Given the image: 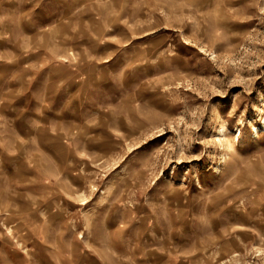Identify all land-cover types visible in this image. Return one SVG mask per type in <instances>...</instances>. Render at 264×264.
<instances>
[{
	"label": "rangeland",
	"instance_id": "obj_1",
	"mask_svg": "<svg viewBox=\"0 0 264 264\" xmlns=\"http://www.w3.org/2000/svg\"><path fill=\"white\" fill-rule=\"evenodd\" d=\"M46 87L114 127L83 175L17 117ZM0 157V234L48 192L51 264H264V0H0Z\"/></svg>",
	"mask_w": 264,
	"mask_h": 264
},
{
	"label": "crops",
	"instance_id": "obj_2",
	"mask_svg": "<svg viewBox=\"0 0 264 264\" xmlns=\"http://www.w3.org/2000/svg\"><path fill=\"white\" fill-rule=\"evenodd\" d=\"M50 62L47 61V65ZM53 75V72H49V77ZM55 75V73H54ZM77 76V74H76ZM32 81V78H30ZM68 80V76L64 81ZM30 81V82H31ZM63 81V80H62ZM74 81V80H72ZM78 81V97L82 95L85 90L86 81H81V79H77ZM67 85L64 84L61 88V92L66 89ZM76 88V89H77ZM31 87L28 86L26 88L27 92H31ZM55 93L53 90L46 87L45 93L42 97L39 98L41 101V105L34 106L33 99L31 98L25 106H22L17 113V117L22 120V116L25 112H28L30 116L28 117L29 126H33L40 128L48 129V125H50V133L40 135V134H31L27 139H33L38 142L39 151L57 153V149L59 148L65 155V158L70 159L71 163L76 160L78 161L79 170L78 174L83 175L86 167H82L81 163L88 162V160H95L100 153H103L101 146L104 144L105 154L110 150V143H114L115 141V130L114 127L112 131H110V125L107 121L98 122L95 120V106L89 107L84 101H78L76 103L68 102L61 103L62 106L57 107L55 105L56 100ZM32 101V102H31ZM14 109V108H13ZM34 121H36L34 123ZM21 123L15 124L20 126ZM59 128V130L57 129ZM20 139L19 137H17ZM11 157L13 159L18 158L19 152L17 150H12ZM72 154V155H69ZM4 156V155H2ZM1 158V157H0ZM38 164V162H37ZM42 171V170H41ZM44 176H40L34 182V185H37L40 182V179H45V177L51 176L56 172L51 170L42 171ZM62 175L69 176V171H61L59 172ZM71 184V189L67 188L65 191L67 195L70 193H74L73 181L67 178ZM19 181V180H18ZM19 183V182H18ZM79 184V183H78ZM31 185L25 184L23 187L11 188V190L15 191L19 194V197H22L21 193L25 192V197L27 201V215L28 218V226H22L20 224L21 219L18 220H7L15 224L16 233L18 234L19 243L16 244L9 236L6 234H0V264H3L4 261H7L9 264H51L52 261V250L51 244L48 242V239L52 236L50 230L49 223L52 222V211L51 204L49 205L48 192L44 190L36 189L37 191L30 188ZM40 186H36L39 188ZM18 189V190H17ZM83 187L79 184L78 188V196H82ZM20 201V200H19ZM18 201V205L21 206ZM24 202V201H23ZM62 211V209L60 210ZM33 217V218H32ZM95 220V219H94ZM63 222L66 221V217L62 219ZM96 221V220H95ZM107 221V220H106ZM0 233L3 231L0 229ZM58 237H61V234H58ZM23 245V246H22ZM22 246V247H21ZM96 252V256L101 259V250ZM98 264H113L112 262H99ZM139 264H167V263H159L155 260H151L149 258V263H139Z\"/></svg>",
	"mask_w": 264,
	"mask_h": 264
}]
</instances>
